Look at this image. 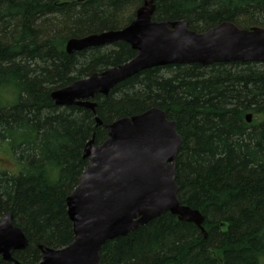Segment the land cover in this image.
<instances>
[{"label": "trees", "instance_id": "obj_1", "mask_svg": "<svg viewBox=\"0 0 264 264\" xmlns=\"http://www.w3.org/2000/svg\"><path fill=\"white\" fill-rule=\"evenodd\" d=\"M155 22L186 21L204 33L222 23L264 29V0H155ZM140 0H0V218L11 212L28 245L20 264H37L39 247L73 241L66 198L87 161L96 127L159 108L175 122L177 198L203 217L195 225L164 213L105 243L100 264H262L264 260V63L168 65L139 72L97 95L95 115L58 107L50 94L134 57L116 42L67 54L65 43L129 25ZM252 116L246 123L245 117ZM10 159L6 166L2 156ZM0 264H11L2 260Z\"/></svg>", "mask_w": 264, "mask_h": 264}, {"label": "water", "instance_id": "obj_2", "mask_svg": "<svg viewBox=\"0 0 264 264\" xmlns=\"http://www.w3.org/2000/svg\"><path fill=\"white\" fill-rule=\"evenodd\" d=\"M155 0H141L134 20L125 28L70 39L67 54L123 42L136 52L129 61L75 80L56 89L50 98L58 107L80 106L95 115V96H107L120 82L141 71L168 65L264 63V29H239L222 23L204 33L187 28L186 21L155 22ZM247 123L251 115L245 117ZM96 127L106 138L95 144L94 135L83 149L86 167L77 186L66 198L73 241L63 249L39 247L38 264H99L102 246L127 236L164 213L194 224L205 236L203 217L177 198L176 158L182 140L175 122L159 108L120 118ZM28 245L13 224L11 212L0 219V257L13 259Z\"/></svg>", "mask_w": 264, "mask_h": 264}, {"label": "rangeland", "instance_id": "obj_3", "mask_svg": "<svg viewBox=\"0 0 264 264\" xmlns=\"http://www.w3.org/2000/svg\"><path fill=\"white\" fill-rule=\"evenodd\" d=\"M3 157V159H4V162H6V163H8V161L10 160L8 157H6V156H2ZM262 264H264V260H263V263Z\"/></svg>", "mask_w": 264, "mask_h": 264}, {"label": "bare ground", "instance_id": "obj_4", "mask_svg": "<svg viewBox=\"0 0 264 264\" xmlns=\"http://www.w3.org/2000/svg\"><path fill=\"white\" fill-rule=\"evenodd\" d=\"M83 38V37H82ZM71 39H81V38H71ZM70 40V39H69ZM68 42V41H67Z\"/></svg>", "mask_w": 264, "mask_h": 264}]
</instances>
